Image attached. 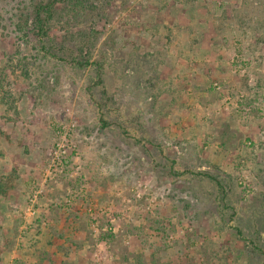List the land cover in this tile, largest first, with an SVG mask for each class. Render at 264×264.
I'll return each mask as SVG.
<instances>
[{
    "label": "rangeland",
    "instance_id": "obj_1",
    "mask_svg": "<svg viewBox=\"0 0 264 264\" xmlns=\"http://www.w3.org/2000/svg\"><path fill=\"white\" fill-rule=\"evenodd\" d=\"M41 1L0 0V264H264V0L61 8L64 61Z\"/></svg>",
    "mask_w": 264,
    "mask_h": 264
},
{
    "label": "trees",
    "instance_id": "obj_2",
    "mask_svg": "<svg viewBox=\"0 0 264 264\" xmlns=\"http://www.w3.org/2000/svg\"><path fill=\"white\" fill-rule=\"evenodd\" d=\"M94 0H46V1H41L37 3L34 6L33 10V18H32V25H33V31L35 34L40 38L41 41V49L50 54L53 55L54 57H57L59 60H66L67 58L65 57L66 55L63 53L62 49L63 46L60 47L59 44L55 42V40L51 36V30H52V22L55 20L56 15L58 13L59 9H68L69 11L72 10L70 14L77 16L79 13L84 11L86 7H89V3H93ZM60 44H63L62 42ZM65 45V44H64ZM57 49V53L53 51V49ZM82 54V53H81ZM79 55L78 57H72L70 61H73L76 65L79 67H85L87 65H97L98 66V80L93 84V86L98 87L103 85V80L101 79V64L96 63V62H90L91 60L88 58H85L86 56L84 55ZM107 91L103 90L102 97L98 98L96 100V103L101 111L102 114V119H104L105 116V110L106 106L104 104V98L108 97ZM197 176H206L209 177L211 180L215 181L220 189L225 191V185L223 181L219 178L218 175H213L212 173L209 172H197ZM9 189L8 186H5L3 182L0 181V195H7Z\"/></svg>",
    "mask_w": 264,
    "mask_h": 264
}]
</instances>
